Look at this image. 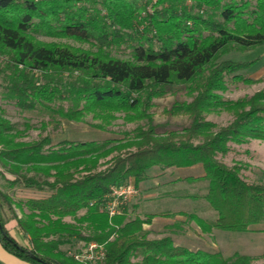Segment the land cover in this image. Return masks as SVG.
Returning a JSON list of instances; mask_svg holds the SVG:
<instances>
[{"label":"trees","instance_id":"obj_1","mask_svg":"<svg viewBox=\"0 0 264 264\" xmlns=\"http://www.w3.org/2000/svg\"><path fill=\"white\" fill-rule=\"evenodd\" d=\"M37 35L90 43L95 51L39 42ZM126 42L129 58L112 56ZM262 45L264 0H0L5 99L72 122L90 115L108 126L117 113L125 122L146 121L121 140L52 144L44 137L25 143L0 112V176L6 168L12 184L50 191L43 199L15 204L21 218L0 191L2 248L31 264H77L58 247L60 238L78 237L104 244L106 264H249L252 259L245 256L224 259L218 252L191 251L170 237L148 240L142 227L154 215L127 219L126 205L127 213L110 218L103 208L111 187L136 188L151 167L201 165L203 176L187 181L206 183L195 198L216 214L212 222L190 216L202 233L248 232L264 225V183L246 182L236 166L218 159L229 143L264 141V91L237 102L217 94L227 83L250 81L238 71L251 66L218 59L231 48ZM177 84L192 100L175 104L171 114L187 115L190 125L159 134L148 111L153 99ZM63 102L65 109L58 106ZM215 109L231 112L233 120L221 128L206 121ZM5 209L29 238L27 245L10 235ZM67 217L92 235L82 237L63 221Z\"/></svg>","mask_w":264,"mask_h":264},{"label":"rangeland","instance_id":"obj_2","mask_svg":"<svg viewBox=\"0 0 264 264\" xmlns=\"http://www.w3.org/2000/svg\"><path fill=\"white\" fill-rule=\"evenodd\" d=\"M39 42L48 44H64L75 49L95 51V48L86 42H81L75 39L69 38H54L45 36H35ZM128 41V40H127ZM126 45H122L120 49L112 51V56L121 59H127L130 56V49L126 48ZM218 61H235L242 63H250L251 66L238 71L244 78H248V82L239 83H227L226 89L222 92H218L223 100L237 102L246 101L250 99L254 94L264 91V45L250 49H238L231 48L227 53L223 54ZM3 76L0 75V112L3 117L8 120L14 131L22 133L18 137V141L25 143H32L39 141L41 138L47 137L52 144L62 140L70 141H104V140H121L126 133L131 132L137 126H145L146 121H134L125 122L123 114H114L115 119L110 121L108 126L101 125L100 120H94L92 117L86 116L83 122H72L67 119H63L57 114H50L46 111L40 110H23L15 105V101L12 99H5V91L3 89ZM191 97L188 95L186 88L183 85L177 84L172 87H168L165 93L158 98L152 100V107L149 109L148 114L151 115L152 125L155 127L157 133L162 134L169 131L180 132L182 129L190 125V118L183 114L172 115L171 110L175 104L189 103ZM59 107L67 108L68 102H63ZM55 107V106H54ZM57 108V106H56ZM205 120L217 125L218 128L225 127L233 120L231 112L225 109H215L205 115ZM94 125L102 126L101 128ZM220 162L228 167L236 166L239 169L240 176L248 183H264V141L259 139H249L244 143L228 144V151L225 155L218 156ZM107 159H102L100 162H104ZM25 174V172L23 171ZM28 176H38L33 172L28 173ZM13 176L7 172V169H3V175L0 176V191L9 196L13 203L12 209L18 218L22 217V213L15 204L23 203L28 199H43L50 194L48 190H37L32 188H24L17 184H12L10 181ZM50 180V179H48ZM184 185H181V187ZM186 186V185H185ZM187 192L196 195H202L205 192V185L196 184L195 188L186 186ZM137 190V189H136ZM135 199V198H134ZM133 199V200H134ZM127 205L131 207L133 201ZM199 202V200L191 201V203H185L183 207H189ZM205 202V201H203ZM206 203V202H205ZM207 204V203H206ZM156 210H172L177 205L172 202H155L153 203ZM180 207H182L180 205ZM125 212L127 210L124 208ZM212 211V210H211ZM23 212L26 213V208H23ZM124 212V211H123ZM213 212V211H212ZM82 212L79 213V215ZM127 219L134 218L136 215L128 210ZM144 218V216H143ZM4 220L6 221V227L14 230L16 237L23 242H28V237H24L20 234L15 227V222L11 217V213L5 209ZM65 222L74 225L82 237H89L92 232L85 225L76 224L72 218H64ZM264 227V226H263ZM144 228V227H143ZM163 228L160 225L149 227V229H143V233L148 240H158L164 237L158 233ZM225 238H220L223 245L231 250L237 251L244 247H250L251 241L245 234L227 233ZM230 234V235H229ZM61 244L59 250L68 255L85 242L78 237H62L60 238ZM250 242V243H249ZM260 245L264 244L262 239H259ZM204 247L203 244L199 246ZM137 259H133L136 262ZM249 264H264L263 254L261 256H253Z\"/></svg>","mask_w":264,"mask_h":264},{"label":"crops","instance_id":"obj_3","mask_svg":"<svg viewBox=\"0 0 264 264\" xmlns=\"http://www.w3.org/2000/svg\"><path fill=\"white\" fill-rule=\"evenodd\" d=\"M1 171V168H0ZM203 176L201 165H194L185 168H161L158 166L151 167L146 171V177L136 185L137 196L131 204L130 212L141 218L148 214L154 215L149 224L143 225V229L160 225L163 229L158 231L161 237H170L177 246H183L191 251L203 250L207 253L218 252L224 259H229L234 255L245 256L253 259V256L264 254V225L255 226L252 231L232 232L248 235L251 241L250 247H244L237 251L231 250L220 241L230 232L221 230H212L211 233H202L200 228L190 219V216H196L206 222H212L216 218L215 212H212L208 204L203 199L195 198L196 194L187 192L186 186L195 188L196 184L205 182H189L188 179H196ZM181 185H184L181 187ZM186 185V186H185ZM198 196V195H197ZM199 200L195 205L183 207L185 203ZM172 202L176 206L172 210H156L153 203L155 202ZM132 203V202H131ZM180 205L182 207H180ZM11 227L10 235L21 242ZM10 229V228H9ZM230 235V234H229ZM25 245L26 243L23 242ZM250 243V242H249ZM203 244L204 247L200 248ZM0 264H31L7 253L0 244Z\"/></svg>","mask_w":264,"mask_h":264},{"label":"built area","instance_id":"obj_4","mask_svg":"<svg viewBox=\"0 0 264 264\" xmlns=\"http://www.w3.org/2000/svg\"><path fill=\"white\" fill-rule=\"evenodd\" d=\"M137 196V190L132 184L111 187L106 196L104 211L111 218L123 213L126 205ZM27 245V243H26ZM77 264H106L104 244L85 243L74 252L68 254Z\"/></svg>","mask_w":264,"mask_h":264},{"label":"water","instance_id":"obj_5","mask_svg":"<svg viewBox=\"0 0 264 264\" xmlns=\"http://www.w3.org/2000/svg\"><path fill=\"white\" fill-rule=\"evenodd\" d=\"M33 259H36L35 257Z\"/></svg>","mask_w":264,"mask_h":264}]
</instances>
